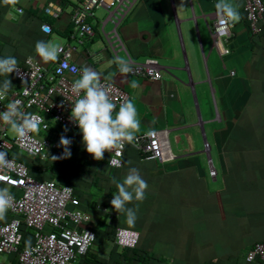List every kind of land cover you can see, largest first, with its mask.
Returning <instances> with one entry per match:
<instances>
[{"label": "crops", "instance_id": "0c3cea01", "mask_svg": "<svg viewBox=\"0 0 264 264\" xmlns=\"http://www.w3.org/2000/svg\"><path fill=\"white\" fill-rule=\"evenodd\" d=\"M78 1L6 5L0 0V57L50 68L55 62L37 56L36 42L72 45L71 60L79 70L90 67L127 92L138 110L139 133L167 130L175 158L163 163L144 159L126 145L121 166L112 168L107 151L99 161L85 151L79 128L71 133L57 129L58 144L61 135L71 139V156L35 176L74 188L79 208L94 216L90 252L100 262L122 252L112 239L113 228L120 226L138 231L136 264H258L245 261L244 254L264 238V30L249 33L243 0H234L241 19L224 43L228 53L219 55L209 31L217 0H134L116 25L104 8H97L89 18L92 35L76 43L70 14ZM48 3L60 6L57 17L43 11ZM43 23L49 32L41 30ZM118 56L155 59L160 79L121 74L113 63ZM80 74L67 77L76 80ZM5 78L0 76V83ZM8 79L11 93L19 82L12 73ZM63 151L59 146L57 157ZM24 156L36 164L37 159ZM130 167L139 169L148 184L143 202L127 205L138 208L131 224L110 204L116 183ZM14 263V255H0V264Z\"/></svg>", "mask_w": 264, "mask_h": 264}, {"label": "built area", "instance_id": "2783aa9c", "mask_svg": "<svg viewBox=\"0 0 264 264\" xmlns=\"http://www.w3.org/2000/svg\"><path fill=\"white\" fill-rule=\"evenodd\" d=\"M133 2L134 0H79L70 14L71 38L76 43H82L92 35L93 28L89 18L97 8H104L106 18L116 25ZM242 10L249 33L260 34L264 30L263 1L243 0ZM43 11L57 17L61 8L48 3ZM232 25L215 14L209 27L213 45L219 55L228 53L224 43L231 34ZM40 27L45 33L49 32L48 24L43 23ZM61 45L59 59L50 68L31 61H27L25 66L18 64V71H14L12 75L19 82V88L0 101V112L6 111L10 102L18 100L23 113L43 117L44 120L38 124V131L27 130L23 137L15 133L8 134L9 125L0 120V154L4 157V162L0 164V188L7 187L14 195L7 219L0 220V255L14 254V264H78L94 240V232L89 227L94 216L79 208L73 187L67 183L59 184L54 179L40 180L32 177L26 165L11 155V151L16 149L33 159L55 161L52 157L57 156L59 150L56 128L63 131L67 128V132L78 129L70 118V112L71 104L80 96L73 93L72 84L75 80L68 78L67 74L76 75L80 70L71 60L74 47L70 44ZM127 60L131 71L121 73L118 68L121 74L150 80L160 79L155 59ZM73 66L77 69L76 72L71 71ZM229 73L233 74V71ZM101 83L116 108L128 100L127 92L112 79L102 78ZM126 145L132 146L144 159L163 163L175 158L164 128L137 133L136 140L132 144L125 143L124 147ZM204 147H207L206 142ZM123 149L108 152V166H121ZM209 174L214 175V170L210 169ZM23 228L30 231V244L23 241ZM138 237V231L117 226L112 239L116 247L124 249L134 247ZM244 259L264 264V238L250 245L245 251ZM111 264L130 263L123 260Z\"/></svg>", "mask_w": 264, "mask_h": 264}, {"label": "clouds", "instance_id": "9594fccd", "mask_svg": "<svg viewBox=\"0 0 264 264\" xmlns=\"http://www.w3.org/2000/svg\"><path fill=\"white\" fill-rule=\"evenodd\" d=\"M3 2L16 5L20 0H3ZM239 6L234 0H217L215 4L216 14L227 22L235 25L239 23L241 15ZM62 51V45L57 42L40 40L35 44V53L44 62H56ZM121 73L131 71L129 61L123 57H116L113 60ZM18 61L14 56L0 57V76L6 77L0 83V101L7 98L8 93L13 89L9 74L18 71ZM65 67L67 65L65 64ZM71 71L76 72L73 66ZM80 76L72 84V91L80 96L71 104L70 118L79 128L82 135V144L85 151L93 159L99 161L104 158V153L113 149H123L125 143L132 144L137 133L141 130L138 110L132 100H125L119 105L112 102L105 86L101 83V74L90 67H83ZM132 88L138 85L133 83ZM82 93V96H81ZM0 120L9 125L10 130L20 137L25 136L27 130L38 131V124L43 123V117H34L21 111V102L12 101L7 105V110L0 112ZM46 127V125H45ZM68 129L65 128V132ZM72 141L64 135L59 139V145L64 149L59 157L53 156V160L66 159L71 156L70 145ZM4 162V157L0 154V164ZM117 194L113 196L110 204L112 208L120 214L126 216L128 223H134L138 208H130L127 205L133 201L143 202L148 189L139 169L130 167L122 182L116 183ZM14 195L7 188H0V220L6 218L10 209ZM30 244V241L26 242Z\"/></svg>", "mask_w": 264, "mask_h": 264}, {"label": "trees", "instance_id": "16d2710c", "mask_svg": "<svg viewBox=\"0 0 264 264\" xmlns=\"http://www.w3.org/2000/svg\"><path fill=\"white\" fill-rule=\"evenodd\" d=\"M57 129L58 128H56V130ZM69 133H71V132H69ZM11 155H13L14 157L21 160L26 165L29 174L36 179H40V178L35 176V171L49 169L51 166H53V164L55 162V161H47V160H43V161L37 160L36 164H33V161L31 159L25 158L24 154L17 151L16 149H13L11 151ZM49 179H52V178L49 177ZM67 184H69V183H67ZM113 230H114V228H113ZM22 233H23V241L26 243V241L24 240L26 229L23 228ZM29 236H30V232H29ZM94 240H95V233H94ZM135 247H136V245L132 248L122 249V252L120 253V255L117 258L111 259L107 262H100L99 260L95 259L93 253L90 252V248H89L87 250V252L81 257L78 264H111L113 262H120L123 260H126L130 264H136L135 263V261H136ZM12 255H14V254H12ZM14 258H15V255H14Z\"/></svg>", "mask_w": 264, "mask_h": 264}, {"label": "rangeland", "instance_id": "374dc122", "mask_svg": "<svg viewBox=\"0 0 264 264\" xmlns=\"http://www.w3.org/2000/svg\"><path fill=\"white\" fill-rule=\"evenodd\" d=\"M13 132L10 130V128L8 129V134H12ZM3 255V254H2Z\"/></svg>", "mask_w": 264, "mask_h": 264}]
</instances>
